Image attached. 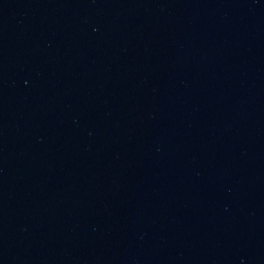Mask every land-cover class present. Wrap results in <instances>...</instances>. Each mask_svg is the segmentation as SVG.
<instances>
[{"label": "water", "instance_id": "95a60500", "mask_svg": "<svg viewBox=\"0 0 264 264\" xmlns=\"http://www.w3.org/2000/svg\"><path fill=\"white\" fill-rule=\"evenodd\" d=\"M0 264H264V0H0Z\"/></svg>", "mask_w": 264, "mask_h": 264}]
</instances>
